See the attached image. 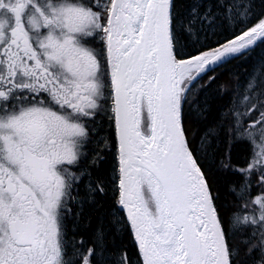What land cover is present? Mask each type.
Instances as JSON below:
<instances>
[{"label": "snow or ice", "instance_id": "1", "mask_svg": "<svg viewBox=\"0 0 264 264\" xmlns=\"http://www.w3.org/2000/svg\"><path fill=\"white\" fill-rule=\"evenodd\" d=\"M0 264H264V0H0Z\"/></svg>", "mask_w": 264, "mask_h": 264}]
</instances>
